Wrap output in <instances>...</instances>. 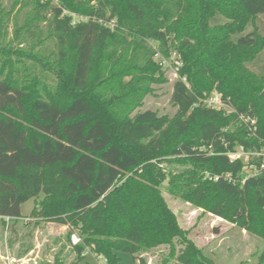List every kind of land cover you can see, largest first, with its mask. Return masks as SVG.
<instances>
[{"label":"trees","instance_id":"obj_1","mask_svg":"<svg viewBox=\"0 0 264 264\" xmlns=\"http://www.w3.org/2000/svg\"><path fill=\"white\" fill-rule=\"evenodd\" d=\"M217 17L225 22L213 26ZM175 53L183 62L176 113L139 111L151 86L168 82L156 58ZM214 93L233 112L206 107ZM241 146L264 148V0L0 8L3 223L21 220L34 200L32 217L69 227V241L79 232L77 264L88 253L120 264V252L147 264L144 255L160 246L170 248L163 264H216L189 239L162 187L264 239V160L231 161Z\"/></svg>","mask_w":264,"mask_h":264},{"label":"rangeland","instance_id":"obj_2","mask_svg":"<svg viewBox=\"0 0 264 264\" xmlns=\"http://www.w3.org/2000/svg\"><path fill=\"white\" fill-rule=\"evenodd\" d=\"M11 5L12 0H0V8H10ZM224 22V18L217 17L212 21V25L218 26ZM251 30L252 28L249 27L245 33ZM157 59L168 60L161 55ZM164 75L168 82L153 84L151 86L153 93L145 98L144 105L139 111L151 110L160 116H173L176 113L177 109L172 102V93L174 83L180 76L170 67H165ZM220 110L233 112L227 105H224ZM239 121L245 123L242 118ZM175 168L183 169L179 166ZM167 186L166 181L162 189L168 206L176 215L180 226L187 231L189 239L202 249L209 259L216 264L261 263L264 252L263 238L208 214L194 205L172 197L167 192ZM34 207V200H30L22 205L23 218L21 220L8 223H3L0 220V262L3 264H77V256L73 251L71 238L70 241L67 239L69 227L38 221L37 218L31 216ZM73 233L80 236L78 231ZM181 247L179 243L176 244L177 252L181 250ZM169 253V246H160L145 254L144 258L147 264H163ZM118 255L121 259L120 264H135L131 254L120 252ZM173 263L174 260H171L168 264ZM81 264L107 263L105 259L88 253Z\"/></svg>","mask_w":264,"mask_h":264},{"label":"built area","instance_id":"obj_3","mask_svg":"<svg viewBox=\"0 0 264 264\" xmlns=\"http://www.w3.org/2000/svg\"><path fill=\"white\" fill-rule=\"evenodd\" d=\"M162 61L165 67L167 68L170 67L176 74L179 75L180 70L183 67V62L181 61L179 55L175 53L172 55L170 60H162ZM183 81L186 82V78H183ZM203 104L206 107L213 108L216 110H220L224 106L222 96L217 93L211 95L210 97H206V99H203ZM229 157L231 161H236L240 159L244 161H248V160L250 161L252 158H263L264 160V148L261 151H247L243 146H241L238 147L234 152H230ZM261 169H264V163L261 165ZM246 170H248V172L254 176L259 173V168L258 166L255 165H249L246 168ZM219 179H220L219 177L215 178L216 181ZM230 180L232 181L233 179L230 178ZM71 243L73 246H77L82 243V238L78 234L73 233L71 235Z\"/></svg>","mask_w":264,"mask_h":264},{"label":"crops","instance_id":"obj_4","mask_svg":"<svg viewBox=\"0 0 264 264\" xmlns=\"http://www.w3.org/2000/svg\"><path fill=\"white\" fill-rule=\"evenodd\" d=\"M31 252V251H30ZM0 264H3L2 262H0ZM5 264V263H4Z\"/></svg>","mask_w":264,"mask_h":264}]
</instances>
